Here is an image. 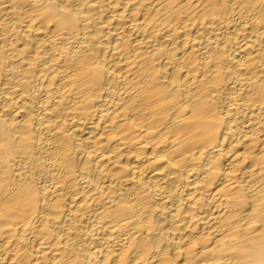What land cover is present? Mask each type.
<instances>
[{
	"label": "bare ground",
	"instance_id": "obj_1",
	"mask_svg": "<svg viewBox=\"0 0 264 264\" xmlns=\"http://www.w3.org/2000/svg\"><path fill=\"white\" fill-rule=\"evenodd\" d=\"M0 264H264V0H0Z\"/></svg>",
	"mask_w": 264,
	"mask_h": 264
}]
</instances>
